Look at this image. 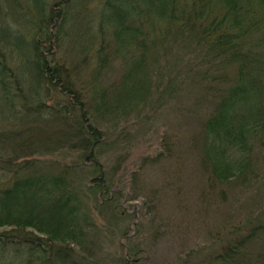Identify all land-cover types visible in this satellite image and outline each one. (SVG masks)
<instances>
[{"label": "trees", "instance_id": "1", "mask_svg": "<svg viewBox=\"0 0 264 264\" xmlns=\"http://www.w3.org/2000/svg\"><path fill=\"white\" fill-rule=\"evenodd\" d=\"M78 1L83 0H0V226L31 227L41 234L0 236L1 259L10 250L15 256L27 255L26 261L35 264L85 261L75 248L91 227L82 214L80 189L67 179L70 165H60L59 171L44 169L33 148L37 131L25 126L29 116L30 121L36 120L41 107L50 106L46 113L57 117L58 127L69 130L62 147L79 153L80 164L91 160L103 134L91 122L96 113L107 116L116 111L118 102L126 100L120 95L139 92L142 98L146 86L140 76L146 74L148 60L165 58L177 46L195 55L203 67L201 80H208L206 88L215 95L201 138V162L209 182L220 189L234 183L243 186L258 169L263 170L264 0H98L95 19L83 3L73 11ZM88 39L93 47L90 54L84 45ZM67 41L81 43L74 51H79L76 59H50L56 45ZM26 45L30 53L21 55L19 49ZM118 51H131L129 68L112 87L96 94V79L111 69L109 61ZM89 65L88 79L81 80ZM61 83V92L74 94L75 102L51 100L44 94L47 87L50 90ZM83 88L89 90L85 97ZM77 105L79 116H75ZM16 120L21 126L17 127ZM57 133L51 132L50 138ZM53 145L52 150L60 149ZM256 158L261 163L255 164ZM96 172L89 190L105 188L102 171ZM254 224L233 236L212 254V260L251 264L242 261V250L264 239V220ZM72 250L79 259L72 256ZM263 259L262 253L257 264H264Z\"/></svg>", "mask_w": 264, "mask_h": 264}, {"label": "rangeland", "instance_id": "2", "mask_svg": "<svg viewBox=\"0 0 264 264\" xmlns=\"http://www.w3.org/2000/svg\"><path fill=\"white\" fill-rule=\"evenodd\" d=\"M82 3L95 19L98 0L78 1L73 11ZM84 45L92 53L89 39ZM79 46L81 43L67 41L62 46L56 45L53 55L48 56L54 62L60 59L69 62L72 57L76 59L79 51H74ZM22 47L19 53L29 55L27 45ZM131 51H118L111 56V69L96 79L99 82L94 88L96 94L104 87H112L129 68ZM169 52L165 58L148 60L147 72L140 76L146 86L142 98L139 92L120 95L126 100L118 102L116 111L107 116L102 111L96 113L91 122L97 123L103 134L91 160L80 164L79 153L62 147L68 142L69 130L58 127L57 117L46 113L50 106H42L38 118L30 121L29 116L25 123L26 127L31 126V132L37 131V145L33 144V148L37 149L36 155L44 162L46 171L71 167L67 179L80 189L82 214L91 226L85 230L83 243L73 245L85 261L74 250L72 256L83 264H218L212 260V254L222 250L238 232L241 235L257 221L264 220V162L263 170L259 172L257 168L258 172L246 185L234 183L220 189L209 182L210 175L201 162V138L203 122L215 106V95L211 96L206 88L208 80H201L203 67L194 54L181 46ZM91 69L89 65L88 73L80 75L81 80L88 79ZM29 80L34 82L32 77ZM61 86L62 83L50 90L47 87L44 94L51 100L75 102L76 96L61 92ZM86 88L83 97L88 95ZM75 112L79 116L78 105ZM14 123L21 126L18 120ZM38 126L46 129L38 131ZM54 131L58 133L50 138ZM53 143L60 145V149L52 150ZM259 148L260 144L256 150ZM254 162L261 163L260 158ZM97 170L102 171L105 188L89 190ZM14 233L41 235L31 227L0 226V236ZM263 240L244 247L243 262L257 264L259 256L264 255ZM87 245H93L92 250ZM28 258L25 254L15 256L8 250L3 259L0 257V264L36 263L26 261Z\"/></svg>", "mask_w": 264, "mask_h": 264}]
</instances>
